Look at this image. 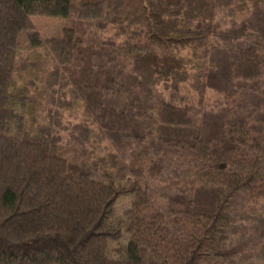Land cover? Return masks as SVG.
<instances>
[{
  "label": "trees",
  "instance_id": "trees-1",
  "mask_svg": "<svg viewBox=\"0 0 264 264\" xmlns=\"http://www.w3.org/2000/svg\"><path fill=\"white\" fill-rule=\"evenodd\" d=\"M0 264H264V0H0Z\"/></svg>",
  "mask_w": 264,
  "mask_h": 264
},
{
  "label": "rangeland",
  "instance_id": "rangeland-1",
  "mask_svg": "<svg viewBox=\"0 0 264 264\" xmlns=\"http://www.w3.org/2000/svg\"><path fill=\"white\" fill-rule=\"evenodd\" d=\"M32 20L34 23V31L39 32L43 39L59 36L62 34V31L66 28L75 29L77 31H83L86 33L89 30L90 23L88 21H84L80 19L79 17L72 15L70 17H57V16H47V15H33ZM25 41L22 45V49L25 48ZM41 52V51H40ZM25 59V58H23ZM26 67V65H24ZM29 69V67H28ZM24 70V69H23ZM24 79H20V85L22 81L24 80H30L32 79V76L29 71L26 72V69L24 70ZM34 91V90H33ZM32 91V92H33ZM69 111H66L64 114V118H70L69 117ZM83 110L81 108L77 109V116H72L71 120L72 122H77V120H80L83 116ZM64 119V120H65ZM131 197H123L120 199L117 210L119 213L123 212L129 205L131 201Z\"/></svg>",
  "mask_w": 264,
  "mask_h": 264
}]
</instances>
